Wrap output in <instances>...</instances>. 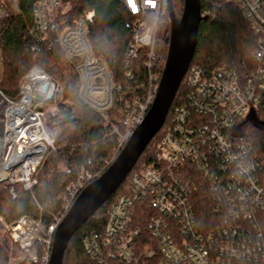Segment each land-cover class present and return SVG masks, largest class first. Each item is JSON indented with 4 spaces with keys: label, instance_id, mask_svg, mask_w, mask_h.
I'll use <instances>...</instances> for the list:
<instances>
[{
    "label": "built area",
    "instance_id": "1",
    "mask_svg": "<svg viewBox=\"0 0 264 264\" xmlns=\"http://www.w3.org/2000/svg\"><path fill=\"white\" fill-rule=\"evenodd\" d=\"M233 1L258 40L254 68L245 78L224 67L208 76L200 70L190 71L186 79L191 91L189 107L173 114L171 127L157 149L155 165L132 177L131 195L118 198L112 205L102 235L84 240L96 264H264V247L260 243L244 246L214 235L202 240L192 208L194 195L203 194L200 189L207 187L235 221H250L255 212L264 210V170L250 158V150L243 143L230 138L238 122L264 100V0ZM120 2L131 16L146 19L134 28L126 60L138 61L141 50L148 47L143 66L150 74V81L144 98L135 96L123 104L117 123L110 124L105 114L112 106L114 91L110 75L104 64L93 57L86 39L87 24L91 23L93 14L85 15L69 28L59 23L68 7H63L60 0H39L33 8L34 24L29 33L33 41L43 45L56 36L54 43L76 67L79 98L111 126L119 142L118 153L143 123L153 104L156 35L159 27L168 21L167 0ZM19 14L18 0H0V20ZM61 25L64 28L59 32ZM0 63L2 67V59ZM51 89V98L47 100ZM140 89L142 86L135 88L136 92ZM62 92L61 85L35 67L22 81L17 102L0 93L1 106L22 110L16 118L6 117L0 111V187L21 186L28 191L35 185V172L53 148L54 137L60 134L58 129L50 134L47 121L60 116ZM213 157L224 159L221 170L228 174L222 177L214 174L209 164ZM94 179L82 176L69 188L70 202L63 215L48 228L44 240L39 237L38 222L23 218L8 225L0 218L9 264H36L39 259L38 264H49L52 236L75 199ZM142 210L148 213L145 228L150 239L140 241L137 246L135 241L145 234L136 226ZM247 242L244 239L243 243ZM36 244H43L40 253Z\"/></svg>",
    "mask_w": 264,
    "mask_h": 264
},
{
    "label": "trees",
    "instance_id": "2",
    "mask_svg": "<svg viewBox=\"0 0 264 264\" xmlns=\"http://www.w3.org/2000/svg\"><path fill=\"white\" fill-rule=\"evenodd\" d=\"M38 1L18 0L20 14L11 19L0 20V57L3 67L0 93L9 101L17 102L20 83L33 68H40L51 81L61 85L63 90V102L59 105L60 116L47 121L48 132L53 133L58 129L60 134L54 137L53 148L47 152L37 168L34 175L35 185L30 190L26 191L21 186L0 187V218L8 225L23 218L38 222L39 237L44 240L48 228L63 215V209L70 202L69 188L82 176L95 178L92 182L100 178L121 151L118 153L119 142L112 134L111 126L79 98L80 81L76 67L65 59L54 43L56 36L54 39L51 37L46 45L31 39L29 33L34 24L33 8ZM60 1L63 7H68V11L59 19V23H64L66 27L71 28L85 15L93 14L91 23L87 24L86 39L93 57L104 64L110 75L114 91L112 106L105 114L110 124L117 123L118 111L123 104L135 96L144 98L149 90L150 74L143 66L147 61L148 47L141 50L138 61L126 60V51L132 41L134 28L138 22L146 19L131 16L120 0ZM183 6L184 0H172V11L177 21L182 17ZM200 11L201 16L207 20L199 25L193 59L175 95L163 128L113 197L74 234L62 264H96L95 259L88 254L84 240L90 236L102 235L112 205L118 198L131 195L132 177L144 168L155 165L157 149L166 130L171 127L173 114L178 109L189 107L191 91L186 86V79L190 71L200 70L208 76L224 67L245 78L254 68L253 56L258 40L239 5L233 0H200ZM63 28L64 25H61L59 32ZM169 31L166 20L156 35V41L165 44L162 55H157L154 61L156 88L166 61ZM138 86H142V89L136 92L135 88ZM67 116L74 123L61 127L62 119ZM245 118L238 124L249 125L257 133L233 141L243 143L250 150V158L264 170V100ZM223 160L222 157L209 159V164L218 177L228 174L226 171L224 175L221 170ZM200 190L203 194L194 195L192 208L196 214L198 235L202 240L206 241L209 235H214L244 246L253 244L254 247L255 243H260L264 247V210L255 212L250 221H235L227 214L224 204L216 201L208 192L207 187ZM202 199L207 202H202ZM205 203H209L210 207L207 212H203ZM141 213L143 215L139 212L136 226L143 229L145 234L135 241L137 246L140 241L146 242L150 239L145 228V216L148 213L144 210ZM244 239L248 242L243 243ZM35 248L40 253L43 244H36ZM0 264H9L7 243L1 233Z\"/></svg>",
    "mask_w": 264,
    "mask_h": 264
},
{
    "label": "water",
    "instance_id": "3",
    "mask_svg": "<svg viewBox=\"0 0 264 264\" xmlns=\"http://www.w3.org/2000/svg\"><path fill=\"white\" fill-rule=\"evenodd\" d=\"M167 14L170 27L168 51L153 104L143 123L135 130L117 158L100 178L79 194L69 208L55 232L49 264L63 263L64 254L74 234L98 213L123 185L139 158L165 124L175 95L193 59L199 25L207 20L201 16L200 0H184L180 21H177L173 14L172 0H167ZM51 94L52 89L47 95V100L51 98ZM36 101L40 99L37 98ZM73 123L67 116L62 119L60 126Z\"/></svg>",
    "mask_w": 264,
    "mask_h": 264
},
{
    "label": "rangeland",
    "instance_id": "4",
    "mask_svg": "<svg viewBox=\"0 0 264 264\" xmlns=\"http://www.w3.org/2000/svg\"><path fill=\"white\" fill-rule=\"evenodd\" d=\"M228 1V0H227ZM229 1H231V0H229ZM15 7V6H14ZM16 9V11H17V8H15ZM16 11L14 10V13H16ZM164 47H165V44H163L162 42H160V41H156V44H155V49H154V51H155V53L159 56H161L162 55V53H163V50H164ZM1 77V76H0ZM22 83V82H21ZM21 83H20V85H21ZM246 119V118H245ZM241 124V123H240ZM240 124H238V125H236V127H235V129L233 130V132H232V135H233V139L234 140H239V139H241V138H243V137H245V136H248V135H250V134H254V133H257V132H255L256 130L253 128V127H251V126H245L244 124H242V125H240ZM240 125V126H239ZM51 134V133H50ZM119 155V154H118ZM96 181V180H95ZM202 202H207L205 199H202ZM204 206H203V212H207L208 210H209V203L207 204V203H205V204H203ZM209 207V208H208ZM5 222V221H4Z\"/></svg>",
    "mask_w": 264,
    "mask_h": 264
},
{
    "label": "bare ground",
    "instance_id": "5",
    "mask_svg": "<svg viewBox=\"0 0 264 264\" xmlns=\"http://www.w3.org/2000/svg\"><path fill=\"white\" fill-rule=\"evenodd\" d=\"M0 111L2 112V115H5L6 117L8 116L10 118H16L22 112V110L17 107L11 108L6 105H3V106L0 105ZM0 137H2L1 134H0Z\"/></svg>",
    "mask_w": 264,
    "mask_h": 264
},
{
    "label": "crops",
    "instance_id": "6",
    "mask_svg": "<svg viewBox=\"0 0 264 264\" xmlns=\"http://www.w3.org/2000/svg\"><path fill=\"white\" fill-rule=\"evenodd\" d=\"M0 59H1V57H0ZM2 74H3V67H1V63H0V76H1V78H2Z\"/></svg>",
    "mask_w": 264,
    "mask_h": 264
}]
</instances>
